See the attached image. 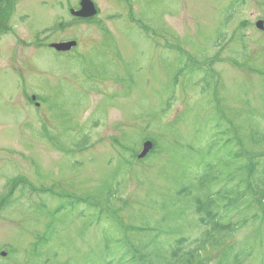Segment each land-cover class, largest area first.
<instances>
[{"label":"rangeland","instance_id":"374dc122","mask_svg":"<svg viewBox=\"0 0 264 264\" xmlns=\"http://www.w3.org/2000/svg\"><path fill=\"white\" fill-rule=\"evenodd\" d=\"M19 1L0 10V193L12 177L18 198L0 264H218L246 246L264 264L257 202L256 224L214 237L197 201L206 183L219 212L263 173L264 0H93L91 23L69 18L79 0Z\"/></svg>","mask_w":264,"mask_h":264},{"label":"trees","instance_id":"16d2710c","mask_svg":"<svg viewBox=\"0 0 264 264\" xmlns=\"http://www.w3.org/2000/svg\"><path fill=\"white\" fill-rule=\"evenodd\" d=\"M4 14L5 13L0 12V20L4 16ZM217 128L219 129L218 135L226 139L224 147H234V145H231L232 138L230 135H228V129L225 132L223 131V128ZM154 152L151 154H154ZM232 158L238 163V165H240L239 171L246 174V169L242 166L245 158L243 154L240 151L235 152L232 154ZM258 165L260 164H257V166ZM257 166L254 163L251 164L250 170L248 172L249 177H247L246 175L247 178L242 183H240L239 188L237 186L228 188L225 193L229 194L230 199H228L227 204L222 207L219 212H215V209L218 206H216L214 199L219 198L223 194V192H219L218 195H215L214 193L211 194L212 190L208 188V184L201 183V188H199L200 197L197 200L199 203L198 206H201V208L198 207V211L202 212L201 209L205 206L202 199L208 196L209 203L208 209L205 211V214L208 218V223L213 226V232L215 233L214 237H217L220 234H231V232L241 229L250 221H254V223L256 224L257 220L259 219H257L258 215L254 216L252 214L253 203L257 202L256 205L260 208V212L264 215V211L261 210L264 207V164L261 161V166H263V173H260V170L257 169ZM233 181H235V178L233 179ZM234 211H237L238 213L234 214ZM242 213L243 217L240 218ZM247 215H250L251 217L247 218ZM234 216L237 217V219L236 221L231 222V218H233ZM252 216H254L253 219ZM260 220L261 224L264 225V217ZM225 221H227L228 223ZM248 248L249 246L243 248L232 247V249L223 254L224 257H222L221 261H219L218 264H243L248 258L252 256L250 249Z\"/></svg>","mask_w":264,"mask_h":264},{"label":"flooded vegetation","instance_id":"af4514ba","mask_svg":"<svg viewBox=\"0 0 264 264\" xmlns=\"http://www.w3.org/2000/svg\"><path fill=\"white\" fill-rule=\"evenodd\" d=\"M42 1V0H41ZM42 4H44V3H42ZM58 8H62V7H60V6H58ZM72 9H74V10H76V11H80V2H79V6H74V7H72V6H69V8L67 9V13H68V15H69V18H73L74 19V21H76L77 23H80V22H85V23H91V22H88V21H82L81 19L79 20V19H77V18H74L72 15H71V12L73 11ZM59 43H64V42H59ZM59 43H54V44H51V49L53 50V45H56V44H59ZM55 51V50H54ZM57 53V52H56ZM57 55H62L61 53L59 54V53H57ZM41 96V95H40ZM33 97H35L36 98V101H39V102H37L36 103V101H34L35 102V107L36 108H42V106H43V104H42V102H40V99H41V101H45V99L42 97H39V95H32V98ZM33 102V103H34ZM9 152V151H8ZM11 180H13V178L11 177V178H9L7 181V183L6 184H4L3 185V191H2V193H0V213L1 212H5V209L3 208V207H9L11 204H12V202L13 201H15V202H18V198H16V197H14V194H16V188L15 187H13L14 186V184H11ZM0 254H2V253H0ZM2 256H3V254H2Z\"/></svg>","mask_w":264,"mask_h":264},{"label":"water","instance_id":"95a60500","mask_svg":"<svg viewBox=\"0 0 264 264\" xmlns=\"http://www.w3.org/2000/svg\"><path fill=\"white\" fill-rule=\"evenodd\" d=\"M73 14L78 17V18H83V19H91L95 16L98 15V11L97 9H95V5L94 3L90 0H82L81 3V11L78 13L73 12ZM258 28L260 30H264V23L263 22H259L257 23ZM77 45V43L75 42H70V43H60L59 45H54V47L57 49V51H64V52H68L71 51V49L73 47H75ZM153 148V144L152 142H148L145 144V146L143 147V152L141 153L139 159H144L145 157H147V155H149L151 153V150Z\"/></svg>","mask_w":264,"mask_h":264}]
</instances>
